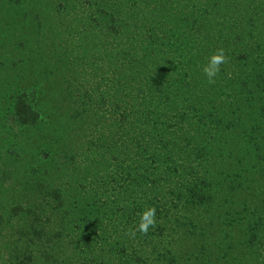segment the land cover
I'll list each match as a JSON object with an SVG mask.
<instances>
[{
    "label": "trees",
    "instance_id": "obj_1",
    "mask_svg": "<svg viewBox=\"0 0 264 264\" xmlns=\"http://www.w3.org/2000/svg\"><path fill=\"white\" fill-rule=\"evenodd\" d=\"M76 1L104 31L120 82L101 90L93 75L73 97L77 132L54 168L41 176L27 163L25 184L6 171L17 193L0 207V264H183L166 237L199 241L201 257L192 213L215 206L249 228V251L264 245V0ZM218 49L227 61L209 83L203 67ZM14 109L19 124L39 118L21 97Z\"/></svg>",
    "mask_w": 264,
    "mask_h": 264
},
{
    "label": "rangeland",
    "instance_id": "obj_2",
    "mask_svg": "<svg viewBox=\"0 0 264 264\" xmlns=\"http://www.w3.org/2000/svg\"><path fill=\"white\" fill-rule=\"evenodd\" d=\"M89 21L76 0H0V207L10 208V193H17L4 177L7 170L16 169L19 183L25 184V178L31 175L27 163L33 162L42 176L47 165L54 168L67 155L71 136L78 128L70 119L73 114L68 106L73 97L77 101L83 84L93 75L102 81L101 90L111 89L112 80L120 82L119 64L107 60L114 52L105 44L104 31L91 27L93 21ZM97 32L101 34L93 37ZM19 97L39 114L36 123H18L14 108ZM84 109L82 106L80 110ZM86 116L81 114L79 122L83 123ZM196 212L192 213L196 227L189 231L205 233L201 257L196 255L197 237L192 238L197 241L192 244L188 239L179 242V236L171 234L164 244L167 249L179 247L183 264H205L206 260L223 263L232 253L240 254L239 261L250 253L245 264H255L257 257L264 264V245L249 251L244 233L249 228L229 222L232 207L215 206ZM150 259L158 262L157 255Z\"/></svg>",
    "mask_w": 264,
    "mask_h": 264
},
{
    "label": "clouds",
    "instance_id": "obj_3",
    "mask_svg": "<svg viewBox=\"0 0 264 264\" xmlns=\"http://www.w3.org/2000/svg\"><path fill=\"white\" fill-rule=\"evenodd\" d=\"M227 57L223 49H218L215 54L211 55L208 63L203 67V72L208 79L209 83H215V77L220 72V66L226 63ZM156 209L149 208L141 215L138 231L147 234L149 227L155 226ZM135 235V231L132 233Z\"/></svg>",
    "mask_w": 264,
    "mask_h": 264
}]
</instances>
